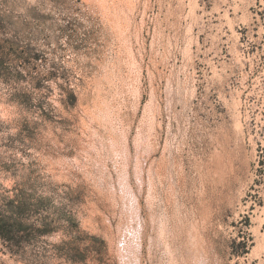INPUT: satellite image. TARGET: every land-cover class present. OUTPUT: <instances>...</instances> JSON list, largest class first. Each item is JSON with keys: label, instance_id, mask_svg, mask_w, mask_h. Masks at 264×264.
Returning <instances> with one entry per match:
<instances>
[{"label": "rangeland", "instance_id": "obj_1", "mask_svg": "<svg viewBox=\"0 0 264 264\" xmlns=\"http://www.w3.org/2000/svg\"><path fill=\"white\" fill-rule=\"evenodd\" d=\"M0 264H264V0H0Z\"/></svg>", "mask_w": 264, "mask_h": 264}]
</instances>
